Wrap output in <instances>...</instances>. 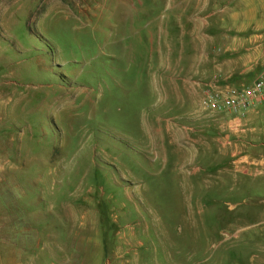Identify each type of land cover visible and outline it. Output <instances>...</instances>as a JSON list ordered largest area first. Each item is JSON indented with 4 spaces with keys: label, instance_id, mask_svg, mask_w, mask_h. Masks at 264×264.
Instances as JSON below:
<instances>
[{
    "label": "rangeland",
    "instance_id": "obj_1",
    "mask_svg": "<svg viewBox=\"0 0 264 264\" xmlns=\"http://www.w3.org/2000/svg\"><path fill=\"white\" fill-rule=\"evenodd\" d=\"M238 3L0 0V264H264V124L202 104Z\"/></svg>",
    "mask_w": 264,
    "mask_h": 264
},
{
    "label": "crops",
    "instance_id": "obj_2",
    "mask_svg": "<svg viewBox=\"0 0 264 264\" xmlns=\"http://www.w3.org/2000/svg\"><path fill=\"white\" fill-rule=\"evenodd\" d=\"M245 1L247 0H238V4L226 6L225 16L218 17L215 21L212 15H217L218 10L207 12L211 16L207 23L209 27L206 24L208 48L205 46L201 54L212 63L214 71L223 72V76L218 73L221 77H230L232 81L249 80L250 83L264 67V25L260 24V16H257L258 13H263L264 5L261 0H248L244 7L242 3ZM215 48L220 49L213 53ZM260 106L250 108L241 122H249L258 117L264 124V109ZM248 130L256 132L259 127H249Z\"/></svg>",
    "mask_w": 264,
    "mask_h": 264
},
{
    "label": "built area",
    "instance_id": "obj_3",
    "mask_svg": "<svg viewBox=\"0 0 264 264\" xmlns=\"http://www.w3.org/2000/svg\"><path fill=\"white\" fill-rule=\"evenodd\" d=\"M227 79L214 74L202 83V104L211 110L226 112L230 124L237 127L250 108L264 102V67L250 83L232 84Z\"/></svg>",
    "mask_w": 264,
    "mask_h": 264
},
{
    "label": "trees",
    "instance_id": "obj_4",
    "mask_svg": "<svg viewBox=\"0 0 264 264\" xmlns=\"http://www.w3.org/2000/svg\"><path fill=\"white\" fill-rule=\"evenodd\" d=\"M229 79V78H228Z\"/></svg>",
    "mask_w": 264,
    "mask_h": 264
}]
</instances>
